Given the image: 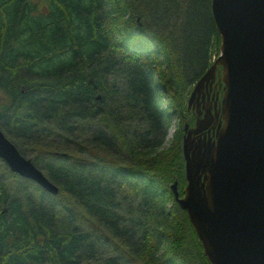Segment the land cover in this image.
<instances>
[{"label":"trees","instance_id":"trees-1","mask_svg":"<svg viewBox=\"0 0 264 264\" xmlns=\"http://www.w3.org/2000/svg\"><path fill=\"white\" fill-rule=\"evenodd\" d=\"M219 43L211 0H0V129L58 187L0 159V264H211L170 185Z\"/></svg>","mask_w":264,"mask_h":264},{"label":"water","instance_id":"water-1","mask_svg":"<svg viewBox=\"0 0 264 264\" xmlns=\"http://www.w3.org/2000/svg\"><path fill=\"white\" fill-rule=\"evenodd\" d=\"M211 13L219 54L193 84L187 109L216 74L223 94L213 113L198 109L200 120L190 128L184 124V194L176 181L170 189L211 264H264V0H211ZM219 113L217 128L204 132L208 125L201 122ZM0 159L11 172L57 194L58 187L1 129Z\"/></svg>","mask_w":264,"mask_h":264},{"label":"flooded vegetation","instance_id":"flooded-vegetation-1","mask_svg":"<svg viewBox=\"0 0 264 264\" xmlns=\"http://www.w3.org/2000/svg\"><path fill=\"white\" fill-rule=\"evenodd\" d=\"M217 70H219V68H217ZM218 77L219 75L216 74V78L212 82L206 83L201 88L199 94L197 95V98L193 101L192 107L190 109L193 115V122H192V125H189V128L194 126L196 119L200 120V118L202 117V114L197 115L196 111L198 109L202 111H205V110L209 111L210 109L211 112L213 113L214 109L218 107V105L220 104L222 94H223V85L218 81ZM208 117L205 122H201L202 125H204L205 123L208 125L206 127L207 129L204 130V132H206L209 129L212 132L213 127L217 128L219 120L221 119L220 113L218 117L214 115L213 116L208 115Z\"/></svg>","mask_w":264,"mask_h":264},{"label":"rangeland","instance_id":"rangeland-1","mask_svg":"<svg viewBox=\"0 0 264 264\" xmlns=\"http://www.w3.org/2000/svg\"><path fill=\"white\" fill-rule=\"evenodd\" d=\"M217 56H218V54L215 53V54L213 55L211 61H212L214 58H216ZM190 90H191V89H190ZM187 111H188V117H187V119H191V117H192L193 115H192V113H191L190 110H187ZM191 122H192V121H191ZM191 122H189L190 125H192ZM177 124H178V117L175 115V116H174V127L172 128L173 131H171L170 136L167 137L166 144H168V143L170 142V139H171L172 136H173V132H174V129L176 128Z\"/></svg>","mask_w":264,"mask_h":264}]
</instances>
